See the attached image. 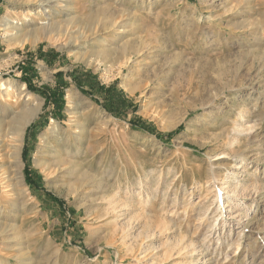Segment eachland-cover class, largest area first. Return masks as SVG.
<instances>
[{
  "label": "rangeland",
  "instance_id": "obj_1",
  "mask_svg": "<svg viewBox=\"0 0 264 264\" xmlns=\"http://www.w3.org/2000/svg\"><path fill=\"white\" fill-rule=\"evenodd\" d=\"M39 3L0 0V264H264V0Z\"/></svg>",
  "mask_w": 264,
  "mask_h": 264
},
{
  "label": "bare ground",
  "instance_id": "obj_2",
  "mask_svg": "<svg viewBox=\"0 0 264 264\" xmlns=\"http://www.w3.org/2000/svg\"><path fill=\"white\" fill-rule=\"evenodd\" d=\"M20 2L26 3V4H32V3H39V2H44L45 0H18ZM50 2V1H49ZM39 6H41V3L38 4ZM39 16L40 14H38V11H35L33 9H29L28 12L24 13L22 15V22L18 23L17 21H15L14 19H6V21L3 23V27H4V37L5 38H9L10 40H16L19 41L21 46H24L27 43H31V44H37V42L42 41V40H57L59 35L55 33V26L53 27L52 25H47V23H43L45 24V26H39V27H34L32 29H28L25 27V25L32 20V18L34 17V15ZM35 18V17H34ZM20 19V18H19ZM38 20V19H37ZM39 21V20H38ZM55 24V23H54ZM28 29V30H26ZM107 42L103 41V43L101 45H105ZM96 49V48H95ZM125 49V48H124ZM105 50V49H104ZM104 50L100 49L97 50L98 54H101L102 52H104ZM105 56V55H104ZM105 58V57H104ZM116 60L119 61V59H121L124 64H128L131 59H132V53H129V50H122V52H118L117 55L115 56ZM101 61V60H100ZM121 67V66H119ZM5 83L1 82L0 83V100L3 99L6 94L7 91L5 92L3 89H5ZM24 90V89H23ZM23 90L21 91V93L23 92ZM20 93V94H21ZM9 94V93H8ZM29 99V97H27V100ZM36 106V105H35ZM31 110L30 115H25V114H21L18 116V118L16 119V121L14 122V133L16 134V136H22L24 134L25 131V127L27 126V124L35 117V115L38 113L39 110V102L35 108ZM33 111V112H32ZM178 122V120H173L170 123L169 127L174 126L176 123ZM75 135V134H74ZM17 149V148H16ZM18 151V150H17ZM17 153V152H16ZM15 153V154H16ZM19 153V152H18ZM16 157V156H15ZM56 157V156H55ZM60 158V157H59ZM61 159V158H60ZM19 161V160H18ZM59 162H57V166H59L60 164H58ZM64 164V163H63ZM61 164V165H63ZM19 165V164H18ZM64 170V169H63Z\"/></svg>",
  "mask_w": 264,
  "mask_h": 264
},
{
  "label": "trees",
  "instance_id": "obj_3",
  "mask_svg": "<svg viewBox=\"0 0 264 264\" xmlns=\"http://www.w3.org/2000/svg\"><path fill=\"white\" fill-rule=\"evenodd\" d=\"M51 97H52V94H51ZM53 99H56L55 97H53ZM24 155H25V158L27 157V151L25 150L24 151ZM26 180L28 182L29 185H31L32 187H40L39 185H37V181L36 179L33 177V175L31 174V172L29 171V169L27 168L26 169ZM56 201H59L58 198H55Z\"/></svg>",
  "mask_w": 264,
  "mask_h": 264
}]
</instances>
